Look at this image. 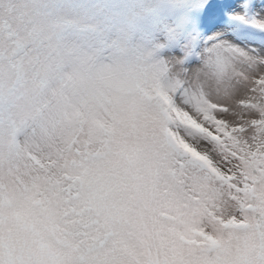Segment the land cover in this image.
<instances>
[{
	"label": "rangeland",
	"instance_id": "obj_1",
	"mask_svg": "<svg viewBox=\"0 0 264 264\" xmlns=\"http://www.w3.org/2000/svg\"><path fill=\"white\" fill-rule=\"evenodd\" d=\"M162 2L55 0L64 40L48 43L62 62L44 84L0 92V264H232L209 256L223 237L242 240L243 264H264V209L214 205L174 167L161 74L178 58L152 56L145 37Z\"/></svg>",
	"mask_w": 264,
	"mask_h": 264
},
{
	"label": "snow or ice",
	"instance_id": "obj_2",
	"mask_svg": "<svg viewBox=\"0 0 264 264\" xmlns=\"http://www.w3.org/2000/svg\"><path fill=\"white\" fill-rule=\"evenodd\" d=\"M55 0H0V92L16 95L30 82L44 84L62 62L63 41ZM163 23L145 34L151 55L178 60L161 80L177 136L170 144L185 187L236 203L259 217L264 209V5L259 0H163ZM227 13L228 20H224ZM190 43H185V41ZM160 42V43H157ZM77 46L74 54L103 56ZM195 77L197 83L192 82ZM24 133L41 152L48 149ZM32 151L33 146L27 145ZM251 205V207H248Z\"/></svg>",
	"mask_w": 264,
	"mask_h": 264
},
{
	"label": "clouds",
	"instance_id": "obj_3",
	"mask_svg": "<svg viewBox=\"0 0 264 264\" xmlns=\"http://www.w3.org/2000/svg\"><path fill=\"white\" fill-rule=\"evenodd\" d=\"M242 249L243 242L242 240L232 239L229 240L227 237L222 238V247L225 251L217 252V253H209V256L215 259L217 256L219 257H227L232 261V264H243L244 254L241 251L237 253V247Z\"/></svg>",
	"mask_w": 264,
	"mask_h": 264
}]
</instances>
